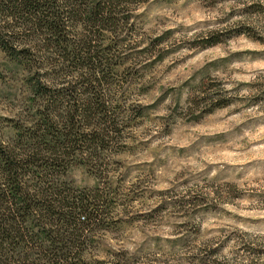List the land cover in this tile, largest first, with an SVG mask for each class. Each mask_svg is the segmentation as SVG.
I'll use <instances>...</instances> for the list:
<instances>
[{
  "label": "clouds",
  "instance_id": "clouds-1",
  "mask_svg": "<svg viewBox=\"0 0 264 264\" xmlns=\"http://www.w3.org/2000/svg\"><path fill=\"white\" fill-rule=\"evenodd\" d=\"M55 7L70 40L90 36L73 15L79 0ZM112 14L118 24L105 42L125 41L116 56L131 58L95 90L87 68L48 48L35 18H0V41L17 56L0 49V153L21 166L23 191L42 197L68 185L112 202L104 226L84 229L76 264H264V0H120ZM98 92L104 114L89 120L84 109H95ZM51 96L62 103L50 107ZM44 119L108 147L59 145ZM56 161L61 170L48 172ZM10 191L0 170V193ZM14 212L0 201V215ZM28 252L9 253L7 264H49Z\"/></svg>",
  "mask_w": 264,
  "mask_h": 264
},
{
  "label": "trees",
  "instance_id": "trees-1",
  "mask_svg": "<svg viewBox=\"0 0 264 264\" xmlns=\"http://www.w3.org/2000/svg\"><path fill=\"white\" fill-rule=\"evenodd\" d=\"M120 0H79L80 7L73 13L76 19H84L92 26V32L82 42L76 43L65 34L62 14L59 13L56 0H0V18L14 17L19 21L33 22L36 31L41 35L49 33L45 37V43L49 49L57 51L63 62L69 67H85L92 74L90 86L95 90L102 89L107 81V75L111 74L113 57L108 53V45L104 30L118 24V19L112 13L116 4ZM99 25V27H97ZM0 49L7 52L12 60H17L16 52L9 45L0 41ZM24 55H28L27 52ZM21 68L20 63L15 64ZM27 71V68L23 69ZM99 70L101 77L96 78L95 72ZM38 82L34 83L36 95L45 91L43 87H38ZM62 103L61 98L51 96L50 107H58ZM77 112L79 106L75 105ZM106 105L102 96L97 94L95 109L85 108L89 120L95 117L96 113L104 114ZM42 111L46 112L47 107ZM71 129L74 132L76 125L74 117L71 118ZM41 123L47 125V137H51L59 145L72 142L75 147H80L78 140H82L89 146L98 145L103 151L108 147L107 141L100 138L98 134H84L77 138L61 134L46 119ZM19 128V125H17ZM39 132V130H38ZM32 136H37V132H32ZM23 133L21 132V137ZM47 144V138H45ZM0 170L9 174L11 191L8 195L0 193V201L7 203L10 199L15 208L14 213L7 216L0 215V264H7L11 253V258H15L18 251L29 249L27 255H38L49 264H76L79 252L76 249H83L85 241L81 239L85 228L95 229L103 222L105 205L101 204V196L87 191L74 194L71 187L63 186L61 189L52 188L48 194L42 197H35L26 194L20 183L17 169L21 166L14 159L3 156L0 153ZM31 164L39 163L36 160ZM47 164V162H45ZM62 165L59 161L47 165L46 170L50 173L60 171ZM24 172L33 171L27 165L23 167ZM80 215H86V224H78ZM35 264V262H33Z\"/></svg>",
  "mask_w": 264,
  "mask_h": 264
},
{
  "label": "rangeland",
  "instance_id": "rangeland-1",
  "mask_svg": "<svg viewBox=\"0 0 264 264\" xmlns=\"http://www.w3.org/2000/svg\"><path fill=\"white\" fill-rule=\"evenodd\" d=\"M129 31H131V29ZM124 42L125 41H119V42L118 41H111V42H107V44L110 45L108 47V50H109L108 53H110L112 55V57L116 56V51L118 50L120 44H122ZM158 42L159 41H154L153 43L155 44V43H158ZM145 51H147V50H145ZM130 58H131V56L122 57V58L116 56V58L112 60L113 62L111 64L113 65L112 66L113 69H112L111 74H108L107 75V81H108V83L115 82L116 76H119L120 75L118 69H119V67L121 65V60H123V61L126 62ZM0 63H2V62H0ZM3 66L4 67H9L10 71H19L20 70L19 67H16L15 64H11L10 62H9V64H4ZM3 79H4L3 74L0 73V80H3ZM97 94L100 95L99 92ZM96 194L98 196H101L100 203L105 205V210H104V215H103V219L104 220L99 225V227H101V226H104L106 224V222H107V214L109 213V209L112 207V202L109 201L104 195L100 194L99 192H97Z\"/></svg>",
  "mask_w": 264,
  "mask_h": 264
}]
</instances>
